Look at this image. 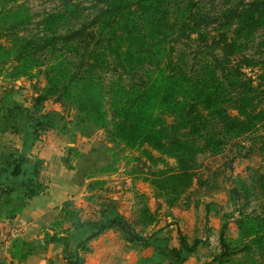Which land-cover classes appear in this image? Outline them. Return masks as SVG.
Masks as SVG:
<instances>
[{"label":"rangeland","instance_id":"374dc122","mask_svg":"<svg viewBox=\"0 0 264 264\" xmlns=\"http://www.w3.org/2000/svg\"><path fill=\"white\" fill-rule=\"evenodd\" d=\"M161 1L164 2L165 8L169 2L172 4L169 7L171 22L165 35L164 31L158 35V38L162 36L161 42L156 46L150 43L153 56L144 61L146 64L141 71L135 70L132 66L136 64V60L133 58L128 60L124 56L126 49L122 47L124 46L122 40H115V43L109 47L106 44L104 53L108 55L109 65L99 73L106 84L120 82L126 88L140 84L147 77L148 64H157L159 60L166 66L168 72L182 74L187 81L197 80L203 72L205 63L208 62L213 67L224 70L223 74L220 71L217 72L225 85L228 84L227 77L232 82V85L226 86L228 96L226 95L224 100L226 102L224 108L230 114H236L235 102L239 96L245 94H249L253 106H256L258 110L264 109V23L249 33L237 29L242 10L256 4L258 0H194L200 12L193 8L191 13H195L197 21L203 22L200 27L202 35L189 33L188 38L185 34H188L186 32L189 29L179 26L181 19L175 11L176 4L184 10L192 7V0ZM137 7L139 6L135 5L133 10ZM103 8L104 3L101 0H0L2 15L0 21L3 23L0 26V43L7 45L22 39L33 41V47L29 53L32 59L39 61V68L35 70V77L30 81L37 84L44 80L43 73L50 70L51 65L55 68L62 64L61 66L67 69L69 65L72 67L71 64L75 68L81 63L80 58L70 53V43L53 35L51 29L45 30L42 21L51 14L64 15L66 21L63 25L59 23L58 35L65 37L81 27L88 26L92 30L91 24L99 10ZM223 32L229 34L231 42H236L235 53L230 57L231 65L225 61H221L218 65L216 59L217 57L223 59V54L219 52V47L210 42V38L218 40L219 34ZM205 35H208L206 39ZM117 43H120L119 51H117ZM8 76L4 74L0 80L9 81ZM63 102L76 108L72 100ZM105 107L110 111L108 99H106ZM198 129L199 133L195 135L193 129L182 132L186 140L196 141L201 149L196 156L197 179L190 190L191 200L186 210L193 211V208L198 209L209 201L214 204L218 198V202H222L221 205L208 206V209L214 210L219 219L218 232L215 236V233H211L207 227L203 228L201 238H206L207 241L194 237L190 245L188 244L190 249H187L183 243V238L188 243V237L182 233L183 231L178 234V239L181 245H184L185 251L189 253V257H194L198 254L199 247L202 248L200 251L207 257L203 264H264V157L259 155L258 150L261 144L259 138L264 137V125H260L257 131L245 135L226 136L218 118L208 116L205 123L199 122ZM95 131L99 132L97 136L103 139L105 144L106 142L115 144L119 148L116 151L118 157H114L111 165L105 169L110 180L99 181L92 185L91 189L98 194L90 195L91 210H95L97 216L101 215L103 218L107 213L111 214V211L107 212L109 206L117 209L127 204L128 208H131L123 211V215L110 216L109 220L102 224L103 227L118 221L121 226L129 227L134 235L139 236L150 226L159 225L163 217L166 218L164 215L169 214L172 217L175 210H185L178 202L174 207H170L164 199L159 198L151 184L145 181L151 180L158 171L169 172L171 168L175 169L177 166L175 160L154 151H151L153 158H150L141 149L128 150L121 143H111V136L106 130ZM118 171L121 173L116 176L115 173ZM124 174L130 177V182H126ZM126 193L129 194L127 198ZM99 196L103 200H100ZM156 199L165 203L167 207L165 213L161 212L160 208L152 211L150 204L152 200L156 202ZM81 211L80 209L74 212V220L81 221ZM93 215L90 214L84 223L88 222L89 225ZM202 219L205 220V217L203 216ZM167 225L171 226L173 223H166L165 226ZM224 225L227 228L225 249L220 241ZM109 229L121 232L125 239L130 236L123 233L121 228ZM98 236L99 233H96L89 239L81 241L68 256L67 264H82L80 256L91 251V243ZM130 237L133 238V236ZM149 239L141 244L147 246ZM196 241L198 244L195 246ZM81 244H85L86 249H82ZM181 252V248L170 249L168 264L182 262ZM189 260L188 257L184 259L187 262Z\"/></svg>","mask_w":264,"mask_h":264},{"label":"trees","instance_id":"16d2710c","mask_svg":"<svg viewBox=\"0 0 264 264\" xmlns=\"http://www.w3.org/2000/svg\"><path fill=\"white\" fill-rule=\"evenodd\" d=\"M101 1L104 8L99 10L91 24L92 30L85 26L62 37L58 35V31L59 23L63 25L66 21L64 15L51 14L42 21L45 30L51 29L53 35L70 43V53L80 58L81 63L75 68L73 64L72 67L67 64V69L62 64L55 68L51 65L52 68L43 73L45 87L37 101L52 98L59 102L72 100L82 120L94 130L108 131L111 143H121L128 150L141 149L150 158H153L151 151H154L175 160V169L167 168L170 169L169 172L158 171L151 180L145 181L151 184L159 198L164 199L170 207L178 202L183 205V209H187L191 200L189 193L197 179L196 156L201 149L196 141L186 140L182 132L193 129L195 135L199 133V122L205 123L208 116H215L226 136L245 135L264 125V109L258 110L253 106L249 94H245L235 102L236 114H230L224 108V100L228 96L227 85H232V82L227 77L228 84L225 85L217 72L223 74L224 70L213 67L208 62L197 80L187 81L182 74L168 72L159 60L157 64H148L149 72L140 84L131 88H126L120 82L106 84L99 75L109 65L104 46L107 44L109 47L115 40H122V47L126 49L124 56L128 60L135 59L136 64L132 68L141 71L146 64L144 61L153 56L150 43L155 46L159 44L162 36L158 38V35L162 31L165 35L170 27L169 7L172 4L169 2L165 8L161 0ZM135 5L139 7L133 10ZM191 5L192 7L184 10L176 4L175 11L181 19L179 26L189 29L188 32L185 31L188 33L185 34L187 38L191 33L202 35L200 27L203 22L197 21L195 13H191L193 8L198 12L200 10L194 0ZM1 16L0 14V18ZM261 23H264V1L258 0L256 4L242 10L237 29L249 33L258 29ZM2 24L0 21V26ZM206 37L208 35H205V39ZM230 40L226 32L220 33L218 40L210 38V42L219 47V52L223 54V59H216L218 65L221 61L231 65L230 57L235 53L236 42ZM32 44L30 39L16 40L7 45L0 43V79L4 74L9 75V81L30 80L35 77L39 61L32 59L29 53ZM117 47L119 51L120 43H117ZM106 99L110 111L105 107ZM259 140V155L264 157V137ZM109 228H121L123 233L144 242L129 227L121 226L118 221L103 227L100 232ZM226 230L224 225L220 235L223 249L226 248ZM183 243L190 249L184 238ZM196 244L198 241L195 246ZM80 247L86 249L85 244Z\"/></svg>","mask_w":264,"mask_h":264},{"label":"crops","instance_id":"0c3cea01","mask_svg":"<svg viewBox=\"0 0 264 264\" xmlns=\"http://www.w3.org/2000/svg\"><path fill=\"white\" fill-rule=\"evenodd\" d=\"M44 87V80L37 84L28 79L0 80V264H67L76 246L100 233L110 216L131 209L127 204L109 206L111 214L103 218L91 210L90 195L97 193L92 185L110 180L105 169L118 157L119 146L105 144L67 102L55 98L38 102ZM217 199L193 211L164 215L159 225L139 234L143 240L151 237L147 246L106 229L93 239L91 251L80 256L81 262L168 264L170 249L181 248L183 261L178 264H203L207 257L202 248L189 257L178 234L183 231L189 245L194 237L207 241L201 238L203 228L216 236L219 219L208 206L221 205ZM156 200L150 204L152 211L160 208L165 213V203ZM80 209L81 221L74 220ZM90 214L93 220L88 225L84 220Z\"/></svg>","mask_w":264,"mask_h":264}]
</instances>
